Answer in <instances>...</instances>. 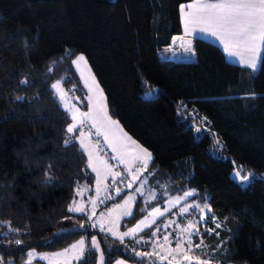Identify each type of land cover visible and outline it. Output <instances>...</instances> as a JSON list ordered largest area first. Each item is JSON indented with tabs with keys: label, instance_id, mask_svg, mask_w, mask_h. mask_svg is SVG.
Returning a JSON list of instances; mask_svg holds the SVG:
<instances>
[{
	"label": "trees",
	"instance_id": "16d2710c",
	"mask_svg": "<svg viewBox=\"0 0 264 264\" xmlns=\"http://www.w3.org/2000/svg\"><path fill=\"white\" fill-rule=\"evenodd\" d=\"M190 1L0 0L3 264H27L30 251L62 250L81 237L87 243L78 264H99L95 238L103 264H170L159 259L156 243L180 208L132 238L91 225L96 174L78 140L83 128L67 132L73 119L53 87L60 83L75 105L89 110V92L74 65L79 54L104 92L110 117L151 152L147 172L171 193L195 190L187 201L211 207L193 236L191 264L197 258L264 264V50L256 73L203 38L194 39L195 61L169 59L182 34L180 8ZM95 141L104 148L101 138ZM235 170L254 177L242 186ZM138 184L122 183L97 209L120 203ZM155 187L162 189L147 184L136 192L122 231L154 207L147 197ZM82 204L84 212L69 211Z\"/></svg>",
	"mask_w": 264,
	"mask_h": 264
},
{
	"label": "rangeland",
	"instance_id": "374dc122",
	"mask_svg": "<svg viewBox=\"0 0 264 264\" xmlns=\"http://www.w3.org/2000/svg\"><path fill=\"white\" fill-rule=\"evenodd\" d=\"M259 45L261 46L262 53H263L264 43H261ZM262 53L260 54L261 57L259 58L258 62L255 63L256 65L254 67L255 73L258 71L260 67ZM81 57L83 59H81ZM74 65H75L76 70L78 71L82 79L84 80V83H86L88 90L90 91L92 108L97 114L96 121H98L100 124L108 128V125L105 122V117L103 113L105 112L107 115H109L107 111L105 95L86 57L83 54H79L74 60ZM56 85H58V87H55L56 92L61 98L63 105L69 111V113L71 114V117L73 116L76 117V120L75 121L73 120V123H75L76 121H83V123L78 124V126L80 125L82 126L85 123V121L86 122L88 121L89 114L81 110L77 105H75L71 101L69 95L63 89L60 83H57ZM95 86L98 88V90L95 89ZM91 117L94 118L95 116L91 114ZM107 118H109L108 119L109 122H111V124L114 127L118 126L119 128H122L121 124L117 120H114L109 116ZM85 133L88 134L87 131H85ZM131 140H133L134 144H136L139 148H142L146 152H149L147 149L141 146L137 141H135L132 137H131ZM95 145L96 146L94 148H95V151H97L98 150L97 148L99 147H98V144H95ZM132 151L135 152V153L133 152L134 155L136 156L135 158H138V159L143 158L141 152H139L138 150L135 151L132 148ZM97 152L103 159H106L109 155V152H107L105 148H102V149L100 148V150ZM89 155H91L90 152H89ZM108 162H110L111 167H113V169L115 170L114 177L110 181L111 183L108 185V187L114 186L117 183L119 184L121 180L118 182V178L124 179L125 176L130 177L129 180L126 181L127 186H131L132 183L134 182L139 183L138 187H136L135 192H130L128 194L129 197L126 203L130 202L129 200H131L134 196H136V192L138 191L142 192L145 189L147 184H150V185L155 184L157 186H160V188L162 187V189H157V187H155V190H153L152 193H150L147 197L148 201L151 202L152 200L154 202L155 204L154 207H152L145 216L140 218L133 226H131V228L128 231L123 232L120 235L123 237H128V236L134 237L140 232H142L143 230L153 226L156 223V221L160 219L162 216L168 214L171 211L175 212L176 211L175 209L178 210L180 208L179 211L175 212V215L173 216V218L169 219L163 225L164 231L161 235L159 243H156L158 245L157 253L161 261H166V262H169L170 264H185L186 262H188L189 260L184 259V257H190L189 248L192 245L191 246L188 245L187 240L189 239V236L184 230L187 228L189 224H193L196 228H198L199 221H203L209 216L210 213L208 212V209L204 208L205 204L209 206L208 202H204V205L200 206V209H203V211H201L200 209L195 210V208H189L188 211L182 212L181 210L184 208H187L188 205H197V203L187 201V199L190 196L184 198V194L186 192L184 194L171 193L170 192L171 190L168 187L167 183H166L167 184V188H166V185L164 186L165 182L162 181L161 178H158V177L153 178V176L147 172L149 170L148 168L149 166H147L144 163V160L142 161V164L136 166L137 170L136 169L131 170L128 168H121L120 166H117L118 164H116V162L113 160V157ZM99 169L100 168H98V171ZM232 177L237 182H239L242 186H247L252 180V178L254 177V175L251 173H246L245 175H243L242 173L238 172V170H235L232 173ZM130 205L131 204H129V206ZM127 209L128 207L124 209L123 214L127 212L126 211ZM156 210H159V212L163 213V215L158 214ZM181 217L183 218L187 217V218L179 221V218ZM141 221H143V223H141ZM137 225L140 226V230H137L132 235H124L125 233H128L130 230L135 229ZM173 225H175L174 228H173ZM193 236L191 237L192 241H193ZM165 237H168V239L165 240ZM93 244L95 248L100 252L99 264H103V254L101 252V247H100V244L97 238L93 240ZM83 247H84V237H81L77 241H75L73 244H71L69 247L62 249V250H57V251L32 250L29 253V257L26 263L29 264L30 262V264H78V262L83 257V249H84ZM161 257H166V259H161ZM123 262H125V264H132L124 260ZM188 263H190V261ZM0 264H3L1 260H0Z\"/></svg>",
	"mask_w": 264,
	"mask_h": 264
},
{
	"label": "crops",
	"instance_id": "0c3cea01",
	"mask_svg": "<svg viewBox=\"0 0 264 264\" xmlns=\"http://www.w3.org/2000/svg\"><path fill=\"white\" fill-rule=\"evenodd\" d=\"M203 2L216 3L218 2V0H203ZM188 4H192L193 7L189 9L187 7ZM183 6H185L183 9L180 8L182 34L176 37L177 45L178 42H183V47L181 51H176L175 54L169 55V59H177L180 61H195L196 56L193 49L194 39L203 38L217 44L225 53L227 60L231 63L248 67L254 71V67H252L251 65L258 62L259 58L261 57L260 54L262 53V48L259 45L261 44L260 41H257L254 45L256 49L255 52L250 51L248 49V45L241 43L235 36L231 34L230 29L212 22L207 13L199 11L197 8V0H192L188 3L183 4ZM185 16H187L189 20L188 23H185ZM84 84L88 89L86 83ZM95 89L98 90L96 86ZM88 92L89 110L87 111V113L89 114V118L88 121H85L82 126L80 125L83 128V132H80L78 140L87 154L91 169L96 174V198L90 210V222L92 226L98 227L104 231L109 232L111 235L120 238L121 233L129 230H121V224L123 220L126 217L130 216L123 214V211L124 209H126V207H128L126 213H132L137 200V196H134L131 200H129L130 202L126 203V201H128V195L120 203L114 205L109 209H97V204L100 200L105 198L113 190L119 188L122 183L128 181L130 178L129 176H126L119 184L117 183L116 185L111 186L110 190H108V185L111 183L110 181L113 179L115 174V170L113 169V167H111L110 162L108 161L113 157V160L116 162V164H118L117 166L135 170L137 168L136 166L142 164L143 160L144 163L149 166L153 160V156L150 151L146 152L145 150L139 148L136 144H134L133 140H131V136L123 129V127H114L111 122H109V118H107L108 116L110 117V115H107L105 112H103L108 128L96 121L97 114L92 108L90 91L88 90ZM91 114L95 117L92 118ZM85 131H87L88 134L85 133ZM95 136L101 138L104 143L105 150L109 152V155L106 158L107 160L103 159L98 154L97 151L100 150L99 145V148H97L98 150L95 151V144H98L94 139ZM132 148L135 151L138 150L139 152H141L143 158H135V152L132 151ZM89 152L91 153V155H89ZM146 153L151 154V159H148ZM98 168H100L99 171ZM130 187H132V185ZM128 203L131 205L129 206ZM79 207L85 208L83 204ZM125 238L132 237H123V239ZM86 243L87 239L84 238L83 255L86 250ZM123 260L124 259H117L115 264H120V262H123ZM123 264H125V262H123Z\"/></svg>",
	"mask_w": 264,
	"mask_h": 264
},
{
	"label": "snow or ice",
	"instance_id": "6c2138e0",
	"mask_svg": "<svg viewBox=\"0 0 264 264\" xmlns=\"http://www.w3.org/2000/svg\"><path fill=\"white\" fill-rule=\"evenodd\" d=\"M184 7L185 6L183 5L181 6L182 9ZM187 7L191 9L193 5L188 4ZM197 8L199 11L207 13L212 22L219 24L227 29H230L231 34L235 36L241 43L248 45V49L250 51L255 52L256 49L254 45L256 44L257 41L264 43V0H218V2L216 3H207V2H203V0H197ZM188 22L189 20L187 16H185V23ZM81 59L83 58L81 57ZM251 66L255 67L256 65L253 63ZM21 83H27V81L25 80L22 81ZM53 87L54 88L58 87V85H53ZM18 99H22V98L18 97ZM72 119L75 121L76 117L73 116ZM81 123H83V121H76L75 123L70 124L67 128V132L72 133L78 127V124ZM71 143H72L71 139H66L64 141L65 146H69ZM146 155L148 159H151L150 153H146ZM48 180L50 182L51 178L49 177ZM194 191L195 190L186 192L184 194V198L192 196L194 194ZM189 208L200 209V206L188 205L187 208H184L181 211L186 212L188 211ZM204 208H207L209 213L211 212V209L208 205L205 204ZM200 210L203 211V209ZM69 211L84 212L85 209L82 207L73 208L70 206ZM156 211L158 214L163 215V213H160L159 210ZM125 214L131 215L130 212ZM2 223L3 222L0 221V224ZM141 223H143V221H141ZM220 226L221 225L219 224L216 225V227H220ZM137 230H140L139 225H137L135 229L130 230L128 233H125L124 235H132ZM13 231H18V229H13ZM184 231L189 236L187 243L188 245L191 246L192 245L191 237L193 235L199 236V229L196 228L193 224H189ZM207 231L215 232V228L208 229ZM216 234L218 235L219 233ZM120 239H123V236H121ZM167 239L168 237H165V240ZM16 243L20 244L22 243V241L17 240ZM203 247L205 246L202 243L195 244V248L200 249ZM189 250H191V248H189ZM161 259H166V257H161ZM184 259L189 260L191 264L190 257H184ZM120 264H123V262H120ZM195 264H209V260L208 259L201 260L197 258Z\"/></svg>",
	"mask_w": 264,
	"mask_h": 264
},
{
	"label": "built area",
	"instance_id": "2783aa9c",
	"mask_svg": "<svg viewBox=\"0 0 264 264\" xmlns=\"http://www.w3.org/2000/svg\"><path fill=\"white\" fill-rule=\"evenodd\" d=\"M182 43H183V42H178V45H176V48H172V49H170L171 54H175L176 51H181V50H182V47H183V44H182ZM94 139H95V137H94ZM100 145H101V144H100ZM125 177H126V176H125ZM125 177H124V178H125ZM120 180L122 181L123 178H122V179H119V178H118V182H119ZM121 181H120V182H121ZM120 182H119V183H120ZM110 188H111V186L108 187L109 190H110Z\"/></svg>",
	"mask_w": 264,
	"mask_h": 264
},
{
	"label": "water",
	"instance_id": "95a60500",
	"mask_svg": "<svg viewBox=\"0 0 264 264\" xmlns=\"http://www.w3.org/2000/svg\"><path fill=\"white\" fill-rule=\"evenodd\" d=\"M175 42H177V39L176 40L174 39L173 43H175Z\"/></svg>",
	"mask_w": 264,
	"mask_h": 264
}]
</instances>
